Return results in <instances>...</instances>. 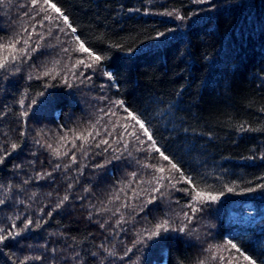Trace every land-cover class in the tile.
I'll return each mask as SVG.
<instances>
[{
    "label": "trees",
    "instance_id": "1",
    "mask_svg": "<svg viewBox=\"0 0 264 264\" xmlns=\"http://www.w3.org/2000/svg\"><path fill=\"white\" fill-rule=\"evenodd\" d=\"M52 2L61 7L77 32L71 33L61 22L68 35L53 31L42 41L40 51L19 65L18 73H0V156L6 157L0 164V184L5 186L0 190V199L5 201L0 205V226L7 229L11 224L7 217L17 215L47 222L0 245V264H20L29 255L43 259L29 260L28 264H133L137 256L139 264H229V257L239 256L235 249L221 252L225 259L219 262L210 259L215 253L205 251L229 239L261 264L264 190L257 186L264 184V160L260 159L264 155V0H211L210 4L194 0ZM27 3H0V35L7 38L28 21L24 16L28 9L23 7ZM165 12L174 14H160ZM48 14L54 18L52 25L44 21L41 28L37 23L40 16L32 21L37 32L47 34L48 27L55 28L58 14ZM178 15L186 18L180 20ZM160 32L165 35L157 39ZM57 34L59 41L53 38ZM76 35L104 57L100 67L116 76L115 87L101 71L92 69H84L93 75L85 84L69 77L72 88L59 76L36 78L41 66L51 68L53 60L60 61L57 71L66 74L63 66L67 57L71 55L74 62L82 55L62 52ZM37 39L34 35L33 42ZM33 64L36 67H31ZM42 91L44 96L38 95ZM100 96L108 99L101 101ZM112 99H123L133 111L146 114L161 150L198 186L213 194L223 190L219 202L206 205V211L197 214L196 232L171 233L175 238L165 237L158 247H152L154 241H147V247L133 245L139 239L136 232L149 227V222L154 224L165 214L175 219L188 211L183 205L189 196L168 188L161 189L163 199L147 205L138 215L121 207L126 222L115 227L119 213H114L121 202L109 203L111 194L131 180L133 171L138 173L137 181L131 189L126 188L127 195L121 193V199L127 200L133 190H151L153 185L138 183L140 178L147 181L153 175L142 163L167 166L154 151L142 150L147 145L133 142L129 145L132 155L125 153L119 160L112 159L115 154L111 150L96 155L101 149L90 146L85 157L79 140L77 148L67 143L61 150L71 151L60 159L47 148V144L57 147L62 135L71 140L70 129L94 123L102 115L99 109L107 108ZM25 111L28 115L22 116ZM116 111L118 115L112 119L125 123L121 117L126 113ZM107 120L109 117H104L101 124ZM241 124L253 130H241ZM13 142L20 145L15 151L11 149ZM73 154L77 163L70 160ZM98 163L104 167H95ZM56 164L61 168L56 169ZM25 180L30 182L24 184ZM225 185L234 191L228 192ZM185 187L188 185L176 184V188ZM249 188L257 191L249 192ZM65 195L69 199L57 208ZM147 195L142 192L130 203L140 205ZM104 208L108 211H102ZM244 210L250 213L248 221L233 218L234 212ZM15 222L20 226L23 219ZM101 244L114 255L109 256ZM129 248L132 251L125 256ZM231 264L248 262L241 257L232 259Z\"/></svg>",
    "mask_w": 264,
    "mask_h": 264
},
{
    "label": "snow or ice",
    "instance_id": "2",
    "mask_svg": "<svg viewBox=\"0 0 264 264\" xmlns=\"http://www.w3.org/2000/svg\"><path fill=\"white\" fill-rule=\"evenodd\" d=\"M4 0H0V3H3ZM196 4H204L211 3V0H194ZM27 11H25L24 16L28 17V21L21 26V29L15 32L13 35L5 36L0 35V73H11L15 74L20 71V64L25 63L27 60L32 59L33 54L40 51L41 43L46 38V36L51 37L53 31L57 33H64L68 35L69 33L66 31L64 27H61V22L67 26V29H70L71 33H76L77 29L71 23H69V17L64 14V11L61 7H58L56 3H53L52 0H28L26 5H23ZM49 12L57 13L58 15L55 18V28L48 27L47 34L40 33L36 31L35 24H32V21L36 20L37 16H40L41 19L37 21L41 28L45 27L44 21H47L49 25L54 23V18L52 15H49ZM161 15H173L174 13L165 12L160 13ZM195 14V13H194ZM178 19L184 20L186 17L177 16ZM31 24V28L28 25ZM169 31H174V29H170ZM38 37V39L33 42V36ZM164 32H160L157 34V39L159 37L164 36ZM55 40L59 41L60 36L57 34L53 37ZM55 46V45H53ZM62 52L69 53H80L82 54L80 57L76 58L74 62H72L71 55L67 57L68 63L64 64V69L66 74H61L57 71V65L60 64L59 60H53V66L49 68L46 64L42 65V71L40 74L36 76L37 79H41L43 77H49L51 79H55L57 76L60 77L61 81L68 88L73 87V83L70 82L69 77L73 81H79L81 84H85L87 81H91L93 79L92 73H86L84 69H92L93 71L99 70L102 72L103 76L107 78V80L112 81V86H116V76L110 72L106 71L100 67L102 60L104 57L98 52L94 51L91 47H86L85 42L81 40L80 36L76 35L72 38V44L68 47H63ZM83 54H86L83 55ZM31 67H36V65H32ZM79 70V71H78ZM33 76L29 74L28 79L31 80ZM45 87H52V85L46 84ZM101 87H105L102 85ZM40 96H44V92L38 93ZM99 100L104 101L107 100V96L98 97ZM35 103V100H33ZM20 104L23 106V100L20 101ZM117 109L122 110L126 115L121 117L125 123H120L118 120L112 119L118 115ZM99 112L102 114L99 118L93 123L89 122L87 127L82 129H70L72 133V139L69 140L68 135H62L59 137V142L57 147H53L52 144H47V148L51 150L53 156L60 159L63 156H67L71 151V148H68L65 151H62V148H66L67 143H71L72 148H77L76 141H81V146L79 150L87 156L88 147H93L97 149H101L100 152H97L96 155H102L111 150L115 155L112 156L113 160H119L121 157L127 153L128 156L132 155V151L129 147L133 142L138 146H144L142 150L145 152H155L159 155V158L163 161H167V166L161 163H157L156 165L149 164L147 162L142 163V167L145 169L151 168L153 175L147 181L140 178L138 183L143 185L145 183L153 185L151 190L142 189L140 192L133 190L132 196L128 197L127 200L121 199V193L127 195L126 188L131 189L132 183L137 181L138 173L136 171L131 172L129 175L131 180L125 185L119 188V190L113 192L111 194V199L109 203L120 201V207L116 208L115 213H119V219L115 223V227L119 228L121 224L125 223L124 213L120 211V208H129L134 215H138L143 212L147 205L155 203L157 199H163L164 193L161 192V189L168 188L175 191H180L189 196V202L183 205V208H186L188 211H184L182 215L177 214L176 218L173 219L165 214L164 217L157 219L155 223H150L149 227H145L140 231L136 232V236L139 239L133 241V245H144L147 247V241H154L155 243L152 247L160 246L165 237L175 238L170 236L171 233H186V232H196L198 230V218L197 214H202L206 211L205 206L213 203L219 202L221 196L223 195V190H221L217 194H213L211 191L207 190L204 187L198 186L191 175H186L183 169L178 165L177 162L174 161L172 156L166 154V151L161 150V145L158 144L156 138H154L153 133L149 130L150 122L145 118L146 114H140L139 112L133 111L129 106L126 105L123 99H112L109 102V106L107 108H100ZM22 116H27L28 112L25 111L21 113ZM104 117H109V120L105 121L104 124H101V121L104 120ZM111 125V127L107 125ZM100 125V127H97ZM138 126V127H137ZM117 129H121V131L117 132ZM241 130H253L247 128L244 124L240 125ZM24 133H21L23 135ZM99 137V139H97ZM142 137H146L147 139H142ZM150 141V143H148ZM20 147L17 143H11L12 151H15ZM137 151L141 150V147H137ZM170 151V150H168ZM11 153H8L10 155ZM5 156H0V164L4 163ZM261 160H264V155L260 156ZM72 163H77V157L73 154L70 157ZM110 162V161H109ZM137 163H141L137 161ZM65 166L64 170L67 171V167ZM19 167V166H17ZM56 169H60L61 165L56 164ZM95 167H104V164H97ZM79 171V169H78ZM159 175H156V174ZM175 173H179V176H175ZM45 173H39L40 177H43ZM47 175H51V173H47ZM264 179V178H262ZM164 181H168L166 185ZM29 180H25L23 183H29ZM176 184H186L188 187L185 188H176ZM71 187V185H69ZM259 189L264 190V184H260L257 186ZM5 186L0 184V190L4 189ZM224 188L228 192H233L234 188L228 185H225ZM7 190H11V185L8 186ZM249 192L257 191V188H249L247 189ZM142 192H147V197L141 202L140 205H135L130 203L133 199H139ZM159 194V196L157 195ZM69 199L68 195L63 196L61 203L57 204L56 207L59 208L62 206L64 201ZM5 201L0 199V205H3ZM20 203H24L23 200ZM179 204V200L176 201ZM102 211H108L107 208L102 209ZM154 211V209H153ZM51 212L48 213V216H51ZM40 215L43 216V210L41 209ZM133 215V219H134ZM23 219L22 225L18 226L16 224V220ZM7 220L11 221L10 227L7 229L3 226H0V245H4L6 241L15 240L18 236L26 233L29 229L40 228L43 226V223L47 221L40 219H33L31 216L20 217L17 216H9ZM194 220L196 223H194ZM178 221V222H177ZM191 226V227H190ZM101 227H104V224H101ZM146 233V236L143 234ZM44 247H47L44 245ZM100 247L107 252L109 256L114 255V253L105 247L103 244ZM231 249H235V252L239 254L236 257H229V264H231L232 259L239 260L241 257L244 261H247L248 264H257V260L252 256L247 254V252L243 251L237 243H234L232 239L227 240L222 245H214L209 246L205 249L206 252L215 253L211 256V260H215L217 262L223 261L225 257L220 253L223 251H230ZM53 253L56 252V249L51 250ZM132 249L129 248L125 252V256H127L128 252H131ZM138 251L142 252V249H138ZM80 253H76L75 256H79ZM93 256H96L97 253L93 252ZM123 259L124 257H120ZM43 257L40 255H29L25 256L23 260L20 261V264H28L29 260H42ZM75 259V257H73ZM140 256H137L133 264H139ZM200 264H205L204 261H201ZM264 264V261L261 262Z\"/></svg>",
    "mask_w": 264,
    "mask_h": 264
},
{
    "label": "rangeland",
    "instance_id": "3",
    "mask_svg": "<svg viewBox=\"0 0 264 264\" xmlns=\"http://www.w3.org/2000/svg\"><path fill=\"white\" fill-rule=\"evenodd\" d=\"M250 213L247 210H244L242 213L234 212L232 214L233 218L236 220L248 221Z\"/></svg>",
    "mask_w": 264,
    "mask_h": 264
}]
</instances>
